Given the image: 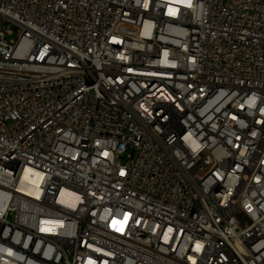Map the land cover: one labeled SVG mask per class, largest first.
<instances>
[{"label": "built area", "instance_id": "obj_1", "mask_svg": "<svg viewBox=\"0 0 264 264\" xmlns=\"http://www.w3.org/2000/svg\"><path fill=\"white\" fill-rule=\"evenodd\" d=\"M0 264H264V0H0Z\"/></svg>", "mask_w": 264, "mask_h": 264}, {"label": "rangeland", "instance_id": "obj_2", "mask_svg": "<svg viewBox=\"0 0 264 264\" xmlns=\"http://www.w3.org/2000/svg\"><path fill=\"white\" fill-rule=\"evenodd\" d=\"M7 38H8V40H10V39H15V38H16V35L8 36ZM130 154H131V150H130V149H127V150L125 151V153H124V157H127V156L130 155Z\"/></svg>", "mask_w": 264, "mask_h": 264}, {"label": "bare ground", "instance_id": "obj_3", "mask_svg": "<svg viewBox=\"0 0 264 264\" xmlns=\"http://www.w3.org/2000/svg\"><path fill=\"white\" fill-rule=\"evenodd\" d=\"M29 173H30V171H27L24 177L28 178L29 177Z\"/></svg>", "mask_w": 264, "mask_h": 264}]
</instances>
